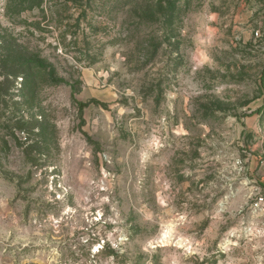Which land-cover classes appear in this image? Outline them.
<instances>
[{
	"label": "rangeland",
	"instance_id": "1",
	"mask_svg": "<svg viewBox=\"0 0 264 264\" xmlns=\"http://www.w3.org/2000/svg\"><path fill=\"white\" fill-rule=\"evenodd\" d=\"M261 190L264 0H0V264H264Z\"/></svg>",
	"mask_w": 264,
	"mask_h": 264
},
{
	"label": "trees",
	"instance_id": "2",
	"mask_svg": "<svg viewBox=\"0 0 264 264\" xmlns=\"http://www.w3.org/2000/svg\"><path fill=\"white\" fill-rule=\"evenodd\" d=\"M24 63L28 66L29 70H36L38 72V74H42L45 77V81L49 85L55 86V85H61L63 83H66L65 79L60 77L57 74L56 68L43 58H40L38 56H32V57L24 58ZM34 79L35 78L31 77V76L26 78L25 79L26 85H28V84L30 85L31 83H34L35 82ZM73 100L76 103H78V106H79L81 111L91 103L104 105L103 103L99 102L98 100H91L87 103H82V102L77 101L74 95H73Z\"/></svg>",
	"mask_w": 264,
	"mask_h": 264
},
{
	"label": "built area",
	"instance_id": "3",
	"mask_svg": "<svg viewBox=\"0 0 264 264\" xmlns=\"http://www.w3.org/2000/svg\"><path fill=\"white\" fill-rule=\"evenodd\" d=\"M252 209L259 219L256 222V225L249 228V234L253 235L257 233L264 240V190H261L256 194Z\"/></svg>",
	"mask_w": 264,
	"mask_h": 264
}]
</instances>
